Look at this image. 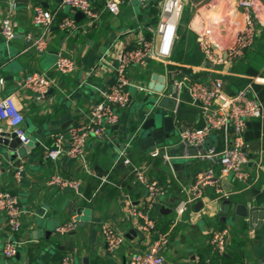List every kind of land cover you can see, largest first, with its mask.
Here are the masks:
<instances>
[{
    "label": "crops",
    "instance_id": "1",
    "mask_svg": "<svg viewBox=\"0 0 264 264\" xmlns=\"http://www.w3.org/2000/svg\"><path fill=\"white\" fill-rule=\"evenodd\" d=\"M208 1L187 0L193 8ZM92 3L98 17L90 20L84 14L77 15L80 11L61 5L60 0H17L13 10V19L18 23L17 37L7 42L1 33V23L9 7L6 0H0V77L5 80L0 92L16 96L26 116L25 129L30 137L29 144L16 149L0 143V189L17 194L25 210L22 230L17 236L21 247L13 258L3 254L8 227L4 213L0 212V264H63L62 258L68 254L74 264H127L129 253L146 247L144 233L138 231L128 215V208L141 204L146 196L145 187L136 179L134 165H143L150 179L159 185L170 186L168 194L160 198L152 211L158 229L170 237L164 251L167 264H202L201 253L206 249L211 254L207 264H211L215 254L210 238L214 231L222 229H229L227 254H241V261L233 264H264V216L260 217L264 213V116L248 123L246 143L250 160L246 181L227 175L222 179L227 197H219L214 189H207L204 197L195 201L176 224L172 223L174 207L185 197L182 190L189 187L201 169L212 163L211 159L201 160L196 154L212 146L223 149L226 144L224 135L216 133L203 148L189 147L186 152L181 147L179 125L201 127L204 124L189 92L182 94L174 110L162 107L163 111L170 110L173 114L175 131L170 141L156 145L164 150L159 156H151L152 146L143 147L140 141L143 120L148 117L147 109L154 97L145 91L133 90L132 104L119 111L120 119L107 129L106 139H89L84 158L68 155L56 161L46 158V149L52 145L54 134L88 121L92 106L103 98L115 80L114 68L120 49L138 46L141 35L152 37V27L160 18L161 0H150L147 5L129 1L121 5L118 13L108 11L107 0H92ZM256 3L254 15L261 34L237 62L224 66L207 63L198 44L197 30L187 24L188 33L180 34L183 45L177 42L178 35L167 60L149 59L145 65L134 64L129 69V79L161 91L166 86L172 89L174 81L184 75L203 81L220 78L223 89L231 94L251 83L264 107V0ZM35 5H42L54 15L47 36L48 47L43 52L35 50L26 39L27 34L42 33V28L35 26L32 19ZM214 9L208 8L205 15L213 17ZM67 16L76 20L77 27L73 30L60 28L62 18ZM231 19L225 14L223 20ZM59 52L75 58L77 67L72 74L56 70ZM176 69L183 74L175 73ZM37 71L45 72L54 80L44 99H38L22 87L24 76ZM166 148H170L169 153ZM123 151L127 152L131 164L124 162ZM165 154L172 156L170 163L164 159ZM21 162L24 172L17 181L15 168ZM58 173L80 179L82 191L77 193L70 188L49 185L50 178ZM238 204L256 207L258 222L237 215ZM75 215L76 230L56 231ZM103 223L113 225L126 236L124 244L114 253L107 251Z\"/></svg>",
    "mask_w": 264,
    "mask_h": 264
},
{
    "label": "built area",
    "instance_id": "2",
    "mask_svg": "<svg viewBox=\"0 0 264 264\" xmlns=\"http://www.w3.org/2000/svg\"><path fill=\"white\" fill-rule=\"evenodd\" d=\"M16 1L6 0L9 8L8 14L2 19L1 33L7 42H12L17 37L18 23L13 19ZM60 1L61 5L82 12L90 20L98 17L92 0ZM129 1H138L142 5H147L150 0H107L106 8L108 11L118 13L121 5ZM185 4L186 0H161L160 18L156 26L152 27V37L147 38V36L141 35L138 46L120 49L118 62L114 68L115 80L104 92L103 98L92 106L88 121L70 125L66 131L54 134L53 143L46 149L45 154L46 158L52 161L58 160L62 155L84 158L89 139L94 138L100 141L106 139L107 129L120 119L119 111L132 104L133 90L145 91L155 96L148 115H151L162 98H175L176 106H178L182 94L189 92L193 102L200 110V117L204 124L201 127L179 125L182 148L186 152L189 147L203 148L209 137L216 133L224 135L226 144L223 149L212 146L207 151L196 154V157L201 160L211 159L212 163L208 168L201 169L189 187L182 190L185 197L180 199L174 207L173 224H176L175 222L191 209L195 201L204 197L207 189H214L219 197H227L228 193L222 184V179L227 175L246 181L249 177L246 166L250 160L246 143L248 123L252 119H261L264 116L263 103L251 83L231 94L223 89L224 83L220 78L203 81L184 75L182 79L174 81L172 89L166 86L161 91H155L129 79L128 72L132 65H145L149 59L167 60L172 55ZM204 7L206 10L216 8L213 17H207L205 13H203L204 16L202 15L200 10ZM256 9V0H222L220 3L218 0H209L199 7L196 6L195 15L198 13L201 16L197 30L198 44L207 63L213 66H224L243 58L245 51L257 41L261 34L255 20ZM225 14H229L232 19L224 21ZM32 19L35 26L42 28V33L36 36L27 34L26 39L35 50L43 52L48 47L47 36L54 23V15L42 5H35ZM59 25L63 30H73L77 27L76 20L68 16L63 17ZM76 67L75 58L64 52L58 53L55 63L58 72L72 74ZM175 73L183 74L180 69H176ZM4 84V78L0 77V91ZM53 85L54 80L45 72L28 73L22 80V87L31 91L38 99L46 98ZM25 121L26 116L18 105L16 96L13 94L2 95L0 92V137L3 132L9 133L11 137L15 134L20 140L19 146L29 144L30 137L26 133ZM129 146L130 142L126 147ZM160 153L162 152L159 148H154L151 156H159ZM122 155L125 156V163H132L127 152L123 151ZM171 157L168 154L164 155V159L169 163ZM133 168L136 179L146 189V196L141 204L128 208V215L135 222L138 231L144 233L146 247L137 248L129 253L126 262L127 264H167L164 251L170 244V237L168 233L158 229L152 211L160 198L168 194L170 186H161L150 179L143 165H134ZM23 169V162L16 166L15 178L17 181L21 180ZM48 183L57 188L73 189L77 193L83 189L80 179L67 178L59 173L54 174ZM0 212L4 213L8 227V235L3 244V254L8 258H13L20 251L21 243L17 236L22 230L25 212L20 205L18 195L11 190L0 189ZM102 225L107 251L114 253L124 244L126 236L109 223ZM77 227V216L75 215L70 221L60 224L56 231L69 233L76 230ZM228 240L229 229L214 231L210 238L212 253L218 257L227 254L230 249ZM62 263L74 264L72 256L65 255L62 258Z\"/></svg>",
    "mask_w": 264,
    "mask_h": 264
},
{
    "label": "water",
    "instance_id": "3",
    "mask_svg": "<svg viewBox=\"0 0 264 264\" xmlns=\"http://www.w3.org/2000/svg\"><path fill=\"white\" fill-rule=\"evenodd\" d=\"M77 15H83V13L78 12ZM150 95H153V94L150 93ZM153 97L155 96L153 95ZM169 103L171 104L169 105ZM176 103H177V100L175 98L164 97L162 98V100H160V102L158 103V106L153 109V112H151V115H148V113L150 112L151 105H152L150 104L149 108L147 109V113H146L148 117L144 118L143 120L144 124L141 127L144 130L143 135H141L140 137L141 146L146 147L147 145H151L152 148L154 149L156 148L157 144L170 141L175 131L174 116L170 110L175 109ZM162 107H169L170 110L163 111ZM0 143L10 146V148L12 149H16L20 145V140L17 138L15 134H13L11 137L9 133L3 132L0 137ZM168 149L170 148H166L165 150L166 153H169ZM235 212L237 215L241 217H244V218L248 217L251 219V221L258 222L259 213L256 207H248L243 204H238L236 206ZM263 216H264V213H261L260 214L261 219L263 218ZM259 222L260 224H262V221H259Z\"/></svg>",
    "mask_w": 264,
    "mask_h": 264
},
{
    "label": "rangeland",
    "instance_id": "4",
    "mask_svg": "<svg viewBox=\"0 0 264 264\" xmlns=\"http://www.w3.org/2000/svg\"><path fill=\"white\" fill-rule=\"evenodd\" d=\"M199 7V6H198ZM199 9V8H198ZM206 10V7H204V9L200 10L202 15L204 13V11ZM195 8H193V6H191L187 0H186V4L184 7V10L181 14V19H180V23H179V27H178V32L177 35H179V39L177 40V42L182 43V45L184 44L182 39H181V35L185 36L186 33H188V29H185V27L189 26L190 29L193 30H198L199 27V22H200V15L197 13V15H195ZM204 16V15H203ZM190 20V21H189ZM188 21V22H187ZM187 28V27H186ZM181 34V35H180ZM176 42V43H177ZM175 43V44H176ZM179 43V44H180Z\"/></svg>",
    "mask_w": 264,
    "mask_h": 264
},
{
    "label": "trees",
    "instance_id": "5",
    "mask_svg": "<svg viewBox=\"0 0 264 264\" xmlns=\"http://www.w3.org/2000/svg\"><path fill=\"white\" fill-rule=\"evenodd\" d=\"M160 159H156V162H159ZM210 250L206 249L201 253L200 260L202 261V264H207L208 258L210 257ZM241 261V254L240 253H229L223 255L221 258H218L217 256L212 257L211 264H233L235 262Z\"/></svg>",
    "mask_w": 264,
    "mask_h": 264
}]
</instances>
